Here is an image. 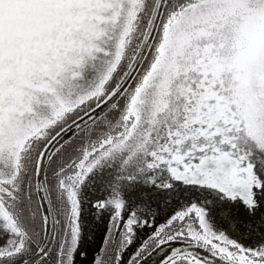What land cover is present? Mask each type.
<instances>
[{"label":"snow or ice","instance_id":"1","mask_svg":"<svg viewBox=\"0 0 264 264\" xmlns=\"http://www.w3.org/2000/svg\"><path fill=\"white\" fill-rule=\"evenodd\" d=\"M257 224L264 0H0V264H264Z\"/></svg>","mask_w":264,"mask_h":264},{"label":"rangeland","instance_id":"2","mask_svg":"<svg viewBox=\"0 0 264 264\" xmlns=\"http://www.w3.org/2000/svg\"><path fill=\"white\" fill-rule=\"evenodd\" d=\"M101 193L100 192H96L95 188H90L89 189V196H93V195H100ZM159 202V201H157ZM87 219L89 221H91L89 224H88V228H89V231H90V236H89V239L90 241H93L91 244H90V247H89V252H90V255L92 252H94L97 247L99 246L101 240V236L103 235V232H104V227H105V222L104 221H95V220H92V217L89 215L87 217ZM163 220V215L161 216L160 218V221L162 222ZM50 222H51V218H50ZM260 228L256 227V232H257V235L261 236L262 234L264 233H261V231L259 230ZM150 231V229H147V230H144L143 232L140 233V239H144L147 235H148V232ZM93 237H94V240H93ZM256 237L258 236H254L252 238V243H255V239ZM245 239H247V235L245 234ZM139 242V241H138ZM160 255H163V253H159L157 255H153L151 260H150V264H155V262L158 260L159 256Z\"/></svg>","mask_w":264,"mask_h":264},{"label":"bare ground","instance_id":"3","mask_svg":"<svg viewBox=\"0 0 264 264\" xmlns=\"http://www.w3.org/2000/svg\"><path fill=\"white\" fill-rule=\"evenodd\" d=\"M255 236H258L259 237V235H257V232L255 231Z\"/></svg>","mask_w":264,"mask_h":264},{"label":"flooded vegetation","instance_id":"4","mask_svg":"<svg viewBox=\"0 0 264 264\" xmlns=\"http://www.w3.org/2000/svg\"><path fill=\"white\" fill-rule=\"evenodd\" d=\"M257 227L260 228L259 224H257Z\"/></svg>","mask_w":264,"mask_h":264}]
</instances>
